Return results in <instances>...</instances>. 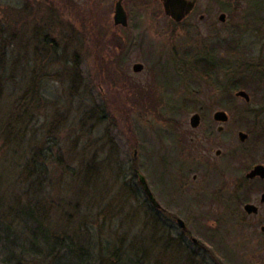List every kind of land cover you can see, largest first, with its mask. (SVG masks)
<instances>
[{"label":"rangeland","instance_id":"1","mask_svg":"<svg viewBox=\"0 0 264 264\" xmlns=\"http://www.w3.org/2000/svg\"><path fill=\"white\" fill-rule=\"evenodd\" d=\"M116 1L0 0L3 21L6 20L2 15L9 13L10 8L17 9L20 12L14 19L9 18L10 24L16 22L18 31L28 36L33 30H46L48 40L55 41L57 48L51 62L43 66L45 71L57 76L40 81L43 99L33 112L26 145L19 152L17 147L14 151L6 152L5 148L0 151V264H15L17 256L30 257L26 249L30 248V230L36 224L23 225L10 214L22 207L17 197L22 200L25 187L18 182V174L23 159L31 151L38 161L41 151L45 158L42 166L46 173L40 177L44 182L43 192L36 195L38 200L44 199L49 204L45 227L52 234L86 227L88 232L85 231L82 241L92 262L115 248L117 237L125 236L131 241L144 231L143 223H149L143 218L145 196L132 179L130 168L134 165L145 177L154 197L169 208L170 216L162 219L170 227V234L183 239L184 247L178 254L184 257L175 254V263L183 264L189 258L187 253L195 252L198 256L193 253L191 258L195 264H264V235L260 232L264 215L243 219L241 203H237L232 193V178H238L239 169H229L228 183L221 175L210 177L205 183L194 182L192 165L183 163L190 154L189 143L177 142L183 135L188 139L192 134L189 120L193 113L200 108L205 113L209 104L214 109L222 107L211 101L222 96L232 98L236 89L241 88L238 56L218 50L213 57H206L209 53L205 50L206 44L216 36L214 42L224 38L228 40L226 48L232 50L236 43L235 47L241 51L244 10L251 0H199L198 8H211L208 20L199 21V10L191 22L180 28L166 17L160 0H124L128 25L116 27L113 23ZM220 13L226 14L224 24L217 20ZM212 21L216 25L211 26ZM28 46L32 64L34 45ZM17 49L14 54L8 53L7 76L15 70L14 66L20 74L10 78L4 87L3 112L21 95L24 86L22 71L26 65L19 59L24 49ZM73 56L79 68V87L74 89L72 97L69 88L70 75L74 73ZM196 57L212 62L207 64L211 68L209 72L205 62H194ZM223 62L226 65L221 68L223 72L210 73L212 65ZM135 64H141L142 70L134 72ZM216 81L220 89L227 85L225 94L218 90ZM235 81L238 86L231 88ZM229 106L227 113L233 119L230 132L234 121L241 117L237 114L241 112V100H231ZM93 108L101 112L99 122L91 136L84 134L77 149L68 155L73 140L81 134V117ZM56 114L64 124L48 136ZM92 123H86L85 128ZM234 139L237 141L236 136ZM92 156L104 162L97 193L84 189L83 178H74L63 168L65 164L78 171L79 165L84 166L85 160ZM181 169L186 177L183 186ZM127 181L132 186H125ZM123 185L129 189L127 202H123L125 207L121 206L123 210L109 222L96 224L97 213L123 190ZM222 188L219 202L213 201L211 197ZM26 201L23 198L22 204ZM133 214H137L134 220ZM174 215L186 222L187 234L174 222ZM191 236L203 248L194 246Z\"/></svg>","mask_w":264,"mask_h":264},{"label":"trees","instance_id":"2","mask_svg":"<svg viewBox=\"0 0 264 264\" xmlns=\"http://www.w3.org/2000/svg\"><path fill=\"white\" fill-rule=\"evenodd\" d=\"M10 10L5 16L2 15L6 21L0 18V151L4 148L6 152L10 150L14 151L17 147V152H19L22 150L20 148L24 147L27 143L29 128H31V124L33 123V112L35 108H37L38 102L43 99L40 95V81L47 78H56L57 76L48 73L43 68V66H47V64L51 62L52 54L55 53V50L57 51V48L55 41L50 42L48 40V35L46 34L48 32H46V30H33L29 36L23 31H18L17 23L14 22L10 24L8 21L10 17L14 19L20 11L11 8ZM48 26L50 27L51 24ZM34 43H36V45ZM28 45H34L32 48V55L34 57V59L31 60L32 64L30 62V56L28 57L27 54L29 50ZM17 48H21V50L24 49L23 56L19 57L26 65L24 66V72L22 71L24 74L22 78L24 86L21 95L15 98L12 104L3 112L1 103H3L4 87L10 78H13L16 74H20L18 73L19 71L16 70V66H14L15 70L13 69L10 76H7L8 60L10 57L8 53L12 52L14 54L18 51ZM71 59L72 63L75 64L74 73L70 75L69 88L71 96L73 97L75 95L74 89L79 87V68L75 56ZM202 63H204L209 72V69H211L207 66L209 63L204 61V59ZM37 68L40 70H37ZM237 83L236 81L233 82L231 88L238 86ZM100 115L101 112L95 108L83 114L79 121L81 134L76 136L73 140L72 144L74 148L70 146L71 148L69 149L68 155L70 152H73L74 149H77L78 140L82 138L84 134L89 137L91 136L90 133L99 122ZM89 121H93V123L89 128H85L84 125L86 123L88 124ZM63 124V119H60V116L56 114L49 125L48 136L53 135ZM107 140L112 142L108 136ZM12 146H14L13 149H11ZM27 152H29V150ZM42 154L43 151L38 153V161L31 151V154L28 155L29 157L24 158V162L20 165L18 182L25 187L22 193V200L24 198V200H27V203L22 204V200L20 201L19 197H17V201H19L18 204L22 207L18 210H13L10 216H16L17 222L23 225L24 223L25 225L35 223L36 228H31L28 238V241H30V248L28 250L26 249V251L30 252V257L17 256L15 264H121L123 260H125L124 264H177L174 261V255L176 254L178 257H184L178 254V250L183 248L178 239L170 234V231L165 229L157 217L151 215L146 216L144 213L143 218L149 223H143L145 229L141 234L133 236L132 239L129 238L131 241H128L125 236L117 237V246L115 248H110L107 254L99 256L100 258H97V261L93 260V262L92 258L88 257L90 254L86 252V247H84L85 244H83L82 241L84 237L83 234L88 232L86 227H84V229L80 226L76 227L72 229V232L56 231L53 232V234L49 232L44 223L46 220L44 219L46 211L48 212L49 210V204L44 199L38 200L36 197L37 194L40 195L43 192L42 185L44 182L42 179L40 180V177L41 174H43L44 177L46 173L44 166H42V162L45 161ZM54 161L58 162L59 159H54ZM103 163L104 162H98L94 156H92L85 160L84 166L82 164L79 165L78 171L76 169L71 170V168L65 164L63 168L70 173V176L74 178H83L82 185L84 189H91V193H97V189L101 183ZM117 177L118 176H116V178ZM125 186L123 185V190L116 193L113 198L110 199L108 205L104 206V208L97 213L96 220L94 217V222L96 224L98 221L103 224L109 222L114 217L118 216V212L123 210L125 207L123 202L124 200L126 201V198L129 196V194H127L129 193V189ZM127 206L129 205H126V207ZM135 215L133 214L132 220L135 219H133V217L137 218V214ZM7 216L11 219L9 215ZM66 233H71V236H67ZM191 253L192 252L187 253V257L189 258H186V260L183 259V264H195L192 260L193 255Z\"/></svg>","mask_w":264,"mask_h":264},{"label":"flooded vegetation","instance_id":"3","mask_svg":"<svg viewBox=\"0 0 264 264\" xmlns=\"http://www.w3.org/2000/svg\"><path fill=\"white\" fill-rule=\"evenodd\" d=\"M118 1H121L123 5L124 0H117L115 4ZM183 1L186 5L192 3V7L188 12H184L183 17L179 21L166 15L163 4L160 1L164 14L177 28L187 24L186 22L188 21L191 22L199 10H201L199 21L208 20L211 8H206L208 10L198 8L200 4L199 0ZM247 3L248 6L246 11L244 10L246 13H244L243 24V30L245 32H241V44H239V46H241V51L238 47H235L236 43L233 44L234 48H232V50L226 48L228 40L224 38H222L220 42H214L217 39L216 36L211 38L212 42L206 44L207 48L205 50V52L207 51L209 53L206 57H213L218 50H223L225 53L230 52L233 56H238L237 67L241 72V88L236 89L234 97L232 98L229 96H222L217 101L216 99L211 101L214 104H221L222 107L214 109L213 106L209 104L205 113L203 112V108H200L199 112L193 113L192 116L198 115V120L194 123L195 126L193 127L191 125L192 116L190 117L189 123L192 127V134L188 139L186 135H183L181 139L177 140V142L189 143V149L191 148L189 150L190 154L185 157L183 163H190V165H192L190 172L193 173L192 179L194 182L205 183L210 177L213 179L214 176L220 177L221 175L225 178L226 183H228L231 178V175L227 173L229 169H239L238 178H232V193L237 203H241L243 219L251 216L258 217L259 215H264V29L262 30L264 26V0H251L247 1ZM252 14L255 16L249 17L250 15L252 16ZM258 14L261 16H258ZM217 20L220 24H224L226 14L220 13ZM214 24L215 22L212 21L211 26ZM127 25H116V27L120 26L126 28ZM246 40L249 42H246ZM117 49L118 48H115L116 52H119ZM109 51H111V49H109ZM197 58L198 57L194 59V62L202 63V59ZM204 61L212 63L210 60H206V58ZM228 63L229 60L226 62L227 67H229ZM226 65L224 62L219 65H212L210 73L222 71L223 69L221 68ZM216 84V87H219L218 90H222L223 94H225L226 92L224 90L227 89V85L221 86L220 89L217 81ZM240 91L241 96H236ZM231 100H241V109L239 107L241 112L237 113L240 114L241 117H237V120L232 124L233 129L229 132L230 122L233 121L227 113ZM178 127L179 123H177L176 129H178ZM201 127L205 128L201 130ZM235 136L237 141L234 139ZM232 142H235V145L237 143L239 147H235ZM230 145L234 148H228ZM212 153L214 154V158L211 156ZM130 169L132 179L139 185L145 196L143 200L144 214L157 217L165 229L170 231V227H168L162 219V217L165 218L170 216L169 208L165 205L163 206L152 194L157 205L153 204L143 191L139 182V175L142 174H140L134 165H132ZM184 174L185 173H183L181 169L179 173L181 186L185 183L186 177ZM125 184L132 186L128 181ZM222 191H224L223 188L220 189L215 196L211 197V199L215 202H219ZM247 206L251 208L247 209ZM173 220L184 232V235L188 233L185 221L175 215L173 216ZM179 220H181L182 226L179 224ZM260 232L264 235V225L260 227ZM190 238L194 246L203 248L197 239L192 236ZM177 239L181 243V247H184L183 239L181 237ZM193 253L195 254V252H192V255H194Z\"/></svg>","mask_w":264,"mask_h":264},{"label":"water","instance_id":"4","mask_svg":"<svg viewBox=\"0 0 264 264\" xmlns=\"http://www.w3.org/2000/svg\"><path fill=\"white\" fill-rule=\"evenodd\" d=\"M160 1L163 4L164 12L166 13V15L170 16L171 18H173L176 21H179L183 17L184 12H188L192 7V3H189L186 5L185 3H183L184 2L183 0H160ZM113 19H114V23L116 25H122V26L127 25V14H126V11L124 10L123 5L121 4V1H118L115 4ZM141 70H142L141 64H135L133 66L134 72H139ZM236 96H241V91L238 92L236 94ZM197 120H198V115H194L191 117V125L193 127L195 126L194 123H196ZM139 182L141 184L143 191L149 197L150 201L153 204H156V201L152 196V193L148 187V184L142 175H139ZM246 208L248 209L251 207L247 206ZM179 224H181V226H182L181 220H179Z\"/></svg>","mask_w":264,"mask_h":264}]
</instances>
